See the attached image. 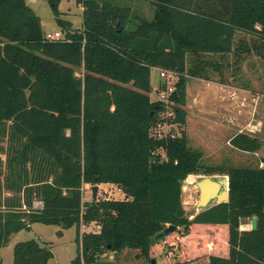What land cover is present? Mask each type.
Wrapping results in <instances>:
<instances>
[{"label":"trees","instance_id":"16d2710c","mask_svg":"<svg viewBox=\"0 0 264 264\" xmlns=\"http://www.w3.org/2000/svg\"><path fill=\"white\" fill-rule=\"evenodd\" d=\"M74 1L82 7L79 29L61 19L60 0H46L65 38L46 41L26 0H0V249L43 224L59 235L75 229L70 264H100L104 253L129 249L150 264L174 226L181 253L195 241L189 257L264 264V157L262 167H205L183 129L189 78L209 80L223 67L217 57L239 64L253 53L264 63V0H149V20L116 0ZM153 68L177 74L171 106L150 98ZM168 111V122L182 128L159 138L153 130ZM229 145L264 152V141L249 133ZM189 175H226L228 202L188 218L182 184ZM102 184L124 198L84 200V185ZM253 217L256 229L240 230ZM90 224L98 229L81 234ZM223 241L227 252L214 253ZM51 258L49 246L31 239L14 246L12 264Z\"/></svg>","mask_w":264,"mask_h":264},{"label":"rangeland","instance_id":"374dc122","mask_svg":"<svg viewBox=\"0 0 264 264\" xmlns=\"http://www.w3.org/2000/svg\"><path fill=\"white\" fill-rule=\"evenodd\" d=\"M116 1L120 5L124 4L130 6L134 13L141 16L142 18L149 20L152 17L153 8L149 0ZM26 2L39 17L44 33H62L60 27L55 22L53 12L46 0H35L34 3H29V0H26ZM58 10L60 13H62L61 19L69 21L73 29H79L81 27L82 8L81 6L77 5L74 0H60ZM239 38H245V40H248V37L241 34H236V40ZM215 63L218 65L223 64V67L218 71L210 70L209 80L199 78L189 80L188 102L184 107L187 115L186 123L188 125L185 123V126L183 127L186 133L187 126L186 136L188 138V144L191 149L198 150L202 153L203 157L201 163L205 167L219 169H223L224 165H230L233 167H260V161L264 157V152L262 150L256 154L247 153L244 155L242 153L238 155L236 153H232V150L227 147V139L234 130V126H238V124H241L245 121L246 127L243 130L244 133L257 136L261 141H264V63L257 55L253 53L242 54V62L239 64H235L233 56H227L224 62H222L221 58L217 57L215 59ZM158 74L159 73L157 69L151 70L150 82L152 89H154L156 85H160V83L157 84L159 80ZM77 76H79L78 73ZM210 81L216 84H224L228 87H246L247 108L245 113H243L241 110V115H238L239 111L237 104L233 107L231 103H227V99H224L226 101L222 102V104H217V107H212L214 106L212 105L211 101L213 94L211 93L210 89H201V93L198 92L200 87L209 85L214 86L212 83H209ZM224 94L226 96L231 95L230 93L227 94L226 92ZM150 98L153 101L156 100L154 92L150 93ZM170 128V130L178 133L182 127L171 126ZM153 131H155V129ZM4 158V155H1V159L4 160ZM200 177L203 176L193 175L192 177H187L182 184V204L188 218H191L198 211L196 208V203L199 192L194 184L199 180ZM91 187L92 186L90 185L83 186V197L85 201L91 200ZM96 198L101 200H122L124 196L114 185H100L98 187ZM39 205L37 203L35 207L40 208ZM249 225V221L243 223V226L249 227ZM97 229L98 228L94 224L82 225L80 227V233H88L96 231ZM59 230L60 228L56 226L33 224L30 230H22L11 235L8 244L0 249L2 264H12L14 246L19 242L28 241L31 239L38 240L50 247L52 258L49 260L48 264H70L76 256L75 229L70 228L67 230H62L60 235L58 234ZM175 232H172L169 235L173 236L176 240H172L174 238H171V240L166 241L164 243V248L159 249L153 254L152 259L155 260L156 264H174L189 261H192V263L186 264H205L207 255L189 257L191 250H196L194 248L195 241H193L192 244L187 241L184 244L185 248H183L182 245L184 253L179 251L181 248L178 247L180 245L177 243V235ZM207 236L210 235L208 234ZM212 236L213 235L211 234V237ZM212 239L213 238H210V240H205V242H211L213 241ZM219 240L220 239L216 238L217 244ZM225 241H223L225 249H223V245L219 246V248H215L214 245H212L213 252L218 254L223 251L227 252ZM205 242H203L202 245L205 244ZM173 244L174 246H172ZM172 248H174L173 251L171 250ZM198 248L202 251L206 250L202 246ZM169 252L172 253V256L171 258H166L165 256ZM136 253L137 252L135 250L130 249L126 250L120 255L104 253L98 259V262L100 264H148L147 260L137 257Z\"/></svg>","mask_w":264,"mask_h":264},{"label":"water","instance_id":"95a60500","mask_svg":"<svg viewBox=\"0 0 264 264\" xmlns=\"http://www.w3.org/2000/svg\"><path fill=\"white\" fill-rule=\"evenodd\" d=\"M192 176L193 175H189L188 178ZM194 185L199 192L198 200L196 203V208L198 210L197 213L206 210L213 205L228 202L229 182L227 176L225 175L203 176L200 177L199 180L195 182ZM90 191H91V201L94 202L97 200L96 197L98 193V186H92L90 188ZM256 227H257V219L253 217L250 220V225L247 230H255ZM176 230H177L176 227L169 226L164 230L163 235L167 236L170 233L175 232ZM150 264H156L155 260L154 259L150 260Z\"/></svg>","mask_w":264,"mask_h":264},{"label":"crops","instance_id":"0c3cea01","mask_svg":"<svg viewBox=\"0 0 264 264\" xmlns=\"http://www.w3.org/2000/svg\"><path fill=\"white\" fill-rule=\"evenodd\" d=\"M34 1L35 0H33V1H30L29 0V3H34ZM30 7V6H29ZM82 8V7H81ZM131 8V7H130ZM131 10H133L132 8H131ZM81 14H82V11H81ZM81 21H82V19H81ZM81 24H82V22H81ZM75 29V28H74ZM153 69H157V68H153ZM157 71H158V73H159V69H157ZM158 76H159V74H158ZM192 80V79H194V78H189L188 79V81H187V85H186V103L188 102V95H189V93H188V83H189V80ZM202 81H204V80H202ZM159 83H161V80H160V78H159V80H158V82H157V84H159ZM209 83H212L214 86H205V87H200L199 88V93H201V89H207V88H209L210 89V91H211V93L213 94V98H212V105H214V106H212V107H217L219 104H222V102H225L226 100H224V99H227L228 100V104H232L233 105V107H234V105H236L237 104V108H238V111H239V114L238 115H241V110H242V112L243 113H245V110H246V108H247V103H246V99H247V89H246V87H236V86H234V87H228L227 85H224V84H216V83H213V82H209ZM157 86V85H156ZM225 89H228V90H225ZM230 93L231 95L230 96H226L224 93ZM217 94V95H216ZM216 95V96H215ZM215 96V97H214ZM198 97H199V95H198ZM223 100H222V99ZM199 99V98H198ZM197 101V100H196ZM199 101H200V99H199ZM218 104V105H217ZM188 105V104H187ZM227 105V104H226ZM225 105V106H226ZM221 106H224V105H221ZM219 108V107H218ZM223 108V107H222ZM184 110H185V108H184ZM245 115V114H244ZM186 118H187V115H186ZM186 118H185V123H186ZM186 125H188L187 123H186ZM237 127V128H236ZM245 127H246V122L244 121L243 123H241V124H238V126H234V130L232 131V133H231V135L228 137V139H227V147L229 148V149H231L232 150V153H236V154H244V155H246L247 153H244V152H241V151H238V150H235V149H233L230 145H229V140L235 135V134H237V133H241V132H244L243 130L245 129ZM186 135H187V126H186ZM235 151V152H234ZM261 162V161H260ZM227 164H230V163H227ZM263 166V164L261 163V166L260 167H262ZM225 167H233V166H230V165H224V168ZM103 185V184H102ZM100 185H98V187H99ZM38 205H39V203H38ZM39 206H41V205H39ZM241 226H243V225H241ZM172 246H174V244L172 245ZM173 249L174 248H172L171 250L173 251Z\"/></svg>","mask_w":264,"mask_h":264},{"label":"built area","instance_id":"2783aa9c","mask_svg":"<svg viewBox=\"0 0 264 264\" xmlns=\"http://www.w3.org/2000/svg\"><path fill=\"white\" fill-rule=\"evenodd\" d=\"M30 1H33V0H30ZM44 39L46 41H58V40H64L65 38L61 32H55V33H44ZM159 78L161 80V83L160 85L152 89V92H154L156 96V100L166 105L171 106L172 102L170 101V97L175 91L174 85H175V82L177 81V74L173 71L159 70ZM173 116H174V113L172 111H168L164 115H161L160 117L162 118L163 121L157 124L155 131H154V135L160 138L169 132L174 133V131L170 130L171 129L170 127L172 125L168 122V120L173 118ZM102 200H106V199H102ZM248 228H249L248 226H241L240 230H247ZM171 256H172V253L169 252L168 254H166L165 257L171 258Z\"/></svg>","mask_w":264,"mask_h":264},{"label":"bare ground","instance_id":"6f19581e","mask_svg":"<svg viewBox=\"0 0 264 264\" xmlns=\"http://www.w3.org/2000/svg\"><path fill=\"white\" fill-rule=\"evenodd\" d=\"M193 183V182H192Z\"/></svg>","mask_w":264,"mask_h":264}]
</instances>
